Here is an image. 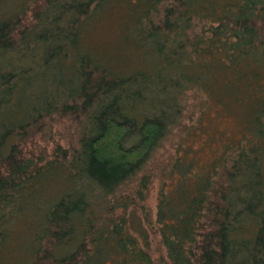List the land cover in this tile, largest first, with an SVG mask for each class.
<instances>
[{"label":"trees","instance_id":"trees-1","mask_svg":"<svg viewBox=\"0 0 264 264\" xmlns=\"http://www.w3.org/2000/svg\"><path fill=\"white\" fill-rule=\"evenodd\" d=\"M30 1L29 15L0 13V247L31 185L59 170L26 148L30 132L71 115L83 128L63 161L78 186L45 213L28 264H264V0ZM119 12L139 66L81 49L93 20ZM208 99L227 113L241 106L234 113L258 142L229 144L201 172L175 161L157 211L167 258L156 261L97 202L187 134L191 106Z\"/></svg>","mask_w":264,"mask_h":264},{"label":"rangeland","instance_id":"rangeland-1","mask_svg":"<svg viewBox=\"0 0 264 264\" xmlns=\"http://www.w3.org/2000/svg\"><path fill=\"white\" fill-rule=\"evenodd\" d=\"M32 5L30 0H6L0 5V13L12 14L19 11L29 15ZM123 21L122 12L112 16L105 13L102 18L93 20L84 31L81 49L101 57L102 54L107 56V52H114L125 56L131 67L139 66L142 61L122 43ZM192 102L194 105L199 104V98L194 101L191 99ZM194 105L187 113L186 125L190 129L187 134L184 135L183 131L175 134L130 183L115 195L97 202L96 206L102 220L125 218L141 244L145 246L146 241L148 242L149 251L156 261L167 258L157 223V211L162 188L166 187L169 191L176 183L178 171H175V175L172 174L175 161L179 159L186 164L193 162L194 170L201 172L221 158L229 144L237 147L240 143L258 142L245 133L246 128L241 123L239 114L234 113L241 106H235L233 113H227L211 99L201 103L200 107L195 108ZM82 128L80 119L71 115H55L40 131L30 132L26 148H30L37 159L42 157L44 162H56L59 170L29 188L34 193L28 199L26 208L19 211L16 209L15 218L9 226L10 236L0 247V264H28L32 253L30 243L45 213L64 192L78 186L69 178L63 154L65 151L71 152V148L77 145ZM181 142L182 147L179 148ZM145 175L149 176L148 186L143 187V192H140Z\"/></svg>","mask_w":264,"mask_h":264}]
</instances>
